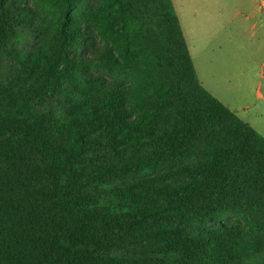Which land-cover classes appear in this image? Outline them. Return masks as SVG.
<instances>
[{
  "label": "trees",
  "instance_id": "16d2710c",
  "mask_svg": "<svg viewBox=\"0 0 264 264\" xmlns=\"http://www.w3.org/2000/svg\"><path fill=\"white\" fill-rule=\"evenodd\" d=\"M0 264H264V137L172 0H0Z\"/></svg>",
  "mask_w": 264,
  "mask_h": 264
},
{
  "label": "rangeland",
  "instance_id": "374dc122",
  "mask_svg": "<svg viewBox=\"0 0 264 264\" xmlns=\"http://www.w3.org/2000/svg\"><path fill=\"white\" fill-rule=\"evenodd\" d=\"M172 1L201 83L264 94V0Z\"/></svg>",
  "mask_w": 264,
  "mask_h": 264
},
{
  "label": "crops",
  "instance_id": "0c3cea01",
  "mask_svg": "<svg viewBox=\"0 0 264 264\" xmlns=\"http://www.w3.org/2000/svg\"><path fill=\"white\" fill-rule=\"evenodd\" d=\"M249 83L250 82L241 80L237 86H231L233 88L222 90H216L213 86L210 87L209 85L206 87L203 83L201 84L210 94L233 111L242 121L248 123L264 137V94L260 90L261 82H259L254 97L253 94L251 92L249 93L247 90Z\"/></svg>",
  "mask_w": 264,
  "mask_h": 264
}]
</instances>
